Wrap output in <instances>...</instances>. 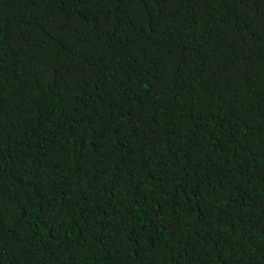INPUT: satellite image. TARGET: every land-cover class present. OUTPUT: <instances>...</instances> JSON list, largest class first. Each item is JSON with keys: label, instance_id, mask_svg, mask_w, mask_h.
Returning a JSON list of instances; mask_svg holds the SVG:
<instances>
[{"label": "trees", "instance_id": "obj_1", "mask_svg": "<svg viewBox=\"0 0 264 264\" xmlns=\"http://www.w3.org/2000/svg\"><path fill=\"white\" fill-rule=\"evenodd\" d=\"M0 264H264V0H0Z\"/></svg>", "mask_w": 264, "mask_h": 264}]
</instances>
